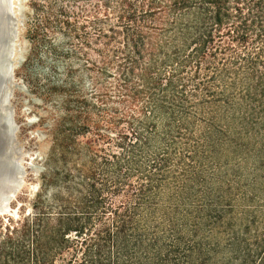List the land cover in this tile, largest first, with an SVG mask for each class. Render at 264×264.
Here are the masks:
<instances>
[{
	"label": "trees",
	"instance_id": "16d2710c",
	"mask_svg": "<svg viewBox=\"0 0 264 264\" xmlns=\"http://www.w3.org/2000/svg\"><path fill=\"white\" fill-rule=\"evenodd\" d=\"M64 25L123 110L54 209L1 227L0 264H264V0H101Z\"/></svg>",
	"mask_w": 264,
	"mask_h": 264
},
{
	"label": "rangeland",
	"instance_id": "374dc122",
	"mask_svg": "<svg viewBox=\"0 0 264 264\" xmlns=\"http://www.w3.org/2000/svg\"><path fill=\"white\" fill-rule=\"evenodd\" d=\"M12 1L18 36L8 85L12 98L1 112L9 113L10 120L2 118L0 130L4 134V123L10 124L15 137L0 139L4 144L3 149L0 145V179L6 184L0 188L5 190L0 192V241L6 233L1 227L24 220L38 194L42 195L40 208H55L54 198L69 192L65 174L74 177L77 168L98 151L100 145L93 142L97 133L116 135L107 118L123 110L118 96L106 95L111 82L95 66L99 47L93 44V34L86 42L83 35L68 33L64 25L67 16L73 19L101 0ZM63 11L68 15L63 16ZM21 56L24 61L18 65ZM50 177L54 182L41 189ZM19 179L21 187L7 194Z\"/></svg>",
	"mask_w": 264,
	"mask_h": 264
},
{
	"label": "water",
	"instance_id": "95a60500",
	"mask_svg": "<svg viewBox=\"0 0 264 264\" xmlns=\"http://www.w3.org/2000/svg\"><path fill=\"white\" fill-rule=\"evenodd\" d=\"M13 9L12 0H0V122L2 118L5 122L10 120L9 113L8 116H5L1 112L4 108L8 107L12 98V91L8 90V85L12 81V74L15 68L13 62L15 55L14 46L18 36V19L14 14ZM23 61L24 57L21 56L18 65ZM4 124L6 125V123ZM3 133L4 134H2L0 130V139H10L13 141L15 133L10 124ZM2 142L3 141L1 140L0 145L3 149L4 144H2Z\"/></svg>",
	"mask_w": 264,
	"mask_h": 264
},
{
	"label": "bare ground",
	"instance_id": "6f19581e",
	"mask_svg": "<svg viewBox=\"0 0 264 264\" xmlns=\"http://www.w3.org/2000/svg\"><path fill=\"white\" fill-rule=\"evenodd\" d=\"M13 12H14V14L16 15V10L15 9H13ZM4 128H5V130H6V128H7V126L6 125H4ZM4 130V129H3ZM5 142V141H4ZM15 176V175H14ZM2 177V176H1ZM4 177V176H3ZM16 177V176H15ZM18 179V178H17ZM6 180V179H5ZM14 180V179H13ZM21 179H19L17 182H13L12 183V186L13 187H11V189H10V191H8V192H6L7 194H10V195H13L14 193H15V190H16V188L18 189L19 188V186L21 185ZM11 182V181H10ZM5 183V181L3 180V179H0V188L3 190V188H2V186L4 187L5 185H2V184H4ZM5 188H6V186H5ZM5 191V190H4ZM3 191V192H4ZM0 192L1 193H3L1 190H0ZM3 205H5V204H3ZM7 206V205H6ZM5 207V206H4Z\"/></svg>",
	"mask_w": 264,
	"mask_h": 264
}]
</instances>
